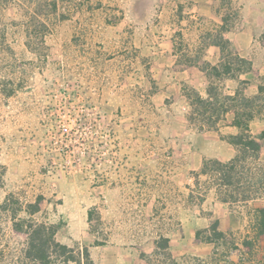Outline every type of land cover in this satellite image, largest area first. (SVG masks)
Masks as SVG:
<instances>
[{
  "label": "rangeland",
  "instance_id": "1",
  "mask_svg": "<svg viewBox=\"0 0 264 264\" xmlns=\"http://www.w3.org/2000/svg\"><path fill=\"white\" fill-rule=\"evenodd\" d=\"M149 16V0H0V29L8 38L0 50V77L18 91L7 102L0 99V264H16L26 246L14 232L11 208L1 206L9 195L23 207L42 195L43 208L33 222L69 223L78 231L86 210L93 209L90 228L102 240L144 229L114 223L134 216L136 205L177 202L174 195L149 196V189L186 191L183 180L172 178V163L168 182L159 177L156 159L176 150L163 144L184 140L188 121L182 103L152 97ZM247 24L259 44L264 20ZM227 47V59L235 58V47ZM250 54L264 77V52L256 48ZM244 77L252 83L249 95L264 82L254 72ZM263 125L264 117L256 120L254 133ZM263 164L264 156L249 158L238 163L232 186H219L220 174L208 184L221 189V197H238L233 205L242 215L247 206L263 203L251 201L257 186L250 179ZM19 217L29 216L21 211ZM151 264L160 261L152 257Z\"/></svg>",
  "mask_w": 264,
  "mask_h": 264
},
{
  "label": "crops",
  "instance_id": "2",
  "mask_svg": "<svg viewBox=\"0 0 264 264\" xmlns=\"http://www.w3.org/2000/svg\"><path fill=\"white\" fill-rule=\"evenodd\" d=\"M149 15V84L156 85L152 97L159 95L167 102L182 103L188 121L182 126L184 140L177 139L175 145L170 141L163 144L165 149L175 147L176 150L156 159L162 165L159 177L161 181L168 182L172 172L169 165L172 163L175 165L172 178L183 180L186 191L181 187L171 189L163 186L157 192L149 189V196L174 195L178 197L177 202L159 207L150 199L149 204L136 205L132 210L134 216L114 220L120 225L144 227L143 230L131 229L116 236L110 233L107 239L101 240L97 231L90 228L91 209H87L80 231L69 223L63 224L57 232V239L71 246L76 244L81 249L87 246L95 264H151L152 257L160 264H264V240H255L254 226L256 210L264 205V198L257 195L251 201L263 203L259 206L253 203L238 215L233 202L222 199L221 189L216 185L209 186L213 173L202 171L206 159L226 163L237 154V147L227 139L240 132L239 127L231 124L235 112L232 109L222 112L215 127L203 124L201 129V123L194 122L199 119L188 120L194 109L188 91L195 89L207 98L212 81L209 67L228 60V47L223 50L218 41L228 40V46L235 47L236 54L247 59L246 65L254 69L257 62L250 53L256 48L264 52V45L262 42L253 43L254 32L247 21L264 20V0H149ZM0 32V50H3L8 41L7 31L0 29ZM251 72L216 80L222 95L219 104L231 105L224 96L234 95L243 81H248L247 92L252 83L244 76ZM9 80L0 77V99L4 102L18 92H7ZM12 83L17 86L18 81L13 80ZM258 86L256 84L255 94ZM261 117H256L250 124V133L257 137L264 125L260 133L255 134L253 124ZM187 131L192 135L185 139ZM1 146L0 141V164H3ZM151 161L149 159V163ZM0 190H3L1 186ZM7 192L3 193V198ZM197 193L198 196L195 195ZM214 223L223 236L209 239L213 235L211 227ZM202 230L200 240H197L198 232ZM162 236L168 238L170 255L167 257L157 245ZM246 241H250L252 246L248 247Z\"/></svg>",
  "mask_w": 264,
  "mask_h": 264
},
{
  "label": "trees",
  "instance_id": "3",
  "mask_svg": "<svg viewBox=\"0 0 264 264\" xmlns=\"http://www.w3.org/2000/svg\"><path fill=\"white\" fill-rule=\"evenodd\" d=\"M56 6V3L53 2ZM225 30V27H222ZM224 38V37H223ZM223 50L229 45V41L222 39L218 41ZM261 42L264 45V30L261 37ZM248 64L247 59L236 55L235 58H230L226 63L209 67V75L211 84L209 86V96L203 98L195 89L188 91V97L191 99V104L194 109L190 115L192 120L200 119V128L203 124L215 127L221 119L222 112L230 109L235 112V118L231 124L240 128V132L227 137L229 142L237 147V154L228 162H221L217 159H206L203 165V173L220 174V179L223 183L219 186H232L234 181V173L236 172L239 162L247 161L249 158L257 161L264 156V129L259 137L250 133V124L258 116L264 117V82L258 86V92L254 95H248L244 90L238 88L234 95L225 96L231 101V105L225 107L224 104H219L222 97L220 88L216 82L222 80L226 76L236 77L240 72L252 71L257 78L264 79L258 70L251 67H244ZM207 68V67H206ZM248 81H243L246 84ZM9 94L14 92V88L7 91ZM254 186H257V195L264 198V164L259 166L256 172H252L250 176ZM238 182V180H237ZM250 192L252 190L250 189ZM250 195H245L244 200L250 198ZM252 198V197H251ZM224 201L235 202L238 197L226 195L222 197ZM19 200L9 195L5 202L1 205L3 209L12 211L13 229L14 232L26 240V246L23 249V254L16 260V264H95L91 258L89 248H79L63 243L57 239V232L63 226L62 223H46L33 222L31 217L40 212L43 208V197L38 196L34 202H29L21 206ZM18 204V205H17ZM25 211L29 217H19L18 214ZM94 210H90V221H93ZM255 240H264V205L258 207L255 216ZM213 235L211 238H220L223 233L217 229V224L214 223L211 227ZM202 231L198 232L197 240H200ZM158 247L163 250V254L167 257L170 255L168 248V238L161 237L157 243ZM248 247L252 246L250 241H246ZM250 249V248H249ZM173 264V263H172Z\"/></svg>",
  "mask_w": 264,
  "mask_h": 264
}]
</instances>
